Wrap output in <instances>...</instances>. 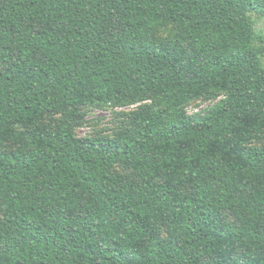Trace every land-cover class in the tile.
<instances>
[{"label":"trees","instance_id":"trees-1","mask_svg":"<svg viewBox=\"0 0 264 264\" xmlns=\"http://www.w3.org/2000/svg\"><path fill=\"white\" fill-rule=\"evenodd\" d=\"M252 13L264 0H0V142L17 145L0 148V264H264ZM149 98L113 138L72 129L80 107Z\"/></svg>","mask_w":264,"mask_h":264},{"label":"rangeland","instance_id":"rangeland-1","mask_svg":"<svg viewBox=\"0 0 264 264\" xmlns=\"http://www.w3.org/2000/svg\"><path fill=\"white\" fill-rule=\"evenodd\" d=\"M250 19L253 24L254 32L256 36L264 37V14H250ZM173 26L166 25L157 31V36L160 39H168L172 36ZM257 46L261 48L260 61L264 66V44L256 42ZM224 97L223 94L216 98H197L184 104L182 110L185 114L192 115L194 117H200L207 113L214 105ZM154 100L149 98L147 100H135L120 104L106 103V104H91L80 107L82 112L80 120L72 127L75 135L79 138H93L104 137L113 138L117 136L124 128L129 125L130 117L129 113L151 104ZM59 114L46 116L44 118V124L52 125L55 123ZM19 129V127H17ZM254 146H258L264 149V139L253 143ZM17 145L8 140L3 139L0 142V148L6 150H12ZM117 170L123 174H127V171L121 167H117ZM228 221H232L233 216L226 214Z\"/></svg>","mask_w":264,"mask_h":264}]
</instances>
